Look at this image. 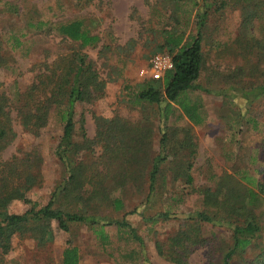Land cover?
<instances>
[{
	"label": "rangeland",
	"instance_id": "374dc122",
	"mask_svg": "<svg viewBox=\"0 0 264 264\" xmlns=\"http://www.w3.org/2000/svg\"><path fill=\"white\" fill-rule=\"evenodd\" d=\"M198 7L190 1L183 4L182 10L185 12L192 8L188 29L195 28L193 19ZM168 11L159 0H0V39L4 41L3 53L7 59V64L0 66V94L7 97V111L13 120V132L5 139L0 151V164L15 160L21 163H17L19 170L10 175L11 184L17 186L26 181V167L22 160L33 159L36 155L41 158L38 171H34L40 174L38 182L26 192L29 201L13 199L7 206L9 213L23 214L34 205L36 209L44 207L67 175L57 155L63 135V123L58 109H51L47 124L39 132L25 128L20 122L18 111L19 95L37 82L44 63L52 62L58 54H67L79 46V42L63 39L58 29L60 24L84 20L91 33L98 35L101 40L97 47L87 46L83 51L97 62L103 77H107L110 72L116 78L107 84L103 98L94 103L76 104L75 140L83 143L85 131L86 136L94 142L99 130V118H111L118 114L135 121L147 114L145 109L135 104L134 94L138 84L150 78L149 75L142 76L141 70L149 65L157 52L158 40L163 36L162 30L174 24L167 17ZM240 16L239 9L230 8L223 21L212 18L209 22L203 49L210 69L220 68L227 72L226 69L242 61L239 55L219 53L226 43L236 37ZM211 34L217 42L223 44L220 43L221 49L217 50L212 42L206 43ZM132 39L136 43L131 48L129 44ZM106 45L111 47L104 48ZM105 62L114 66L113 71L104 66ZM209 74L210 70H204L198 84L202 88H218L222 82L221 77L213 73L215 82L210 83ZM227 93L233 94V91ZM234 94L230 102L228 95L209 93L201 88L189 91L187 95L197 102L200 122L191 120L175 103L168 119H164L160 115V108L165 105V102L162 103L154 112L155 152H160L158 138L161 134L158 128L161 126L163 130L177 131L174 137L177 140L184 138L183 131L189 129L197 144L195 153H190V148H187L180 155H170L164 162L163 176L157 182L158 192L149 202L146 200L148 183L145 180L141 188L132 184L122 192L124 186L117 187L114 196L123 198V210L117 211L112 205L97 200L96 207L89 210L108 220H122L127 213L125 220L136 229L143 244L128 233L118 231L116 225L106 226L109 242L105 243L86 224H73L71 230L66 232L59 228L56 220H52V241L41 245L29 235H16L12 240V250L5 256V263L62 264L63 251L71 241L79 247L80 264H174L169 253L173 251L170 248L171 240L184 227L189 214L204 208L202 190L206 187L215 188L224 173L243 176L246 171L247 175L257 178L263 169L259 149L263 136L253 128V124L257 120L259 126H264V98L256 99L249 105L246 100ZM248 108L250 111L247 116L250 114L254 119L249 122L245 117L241 122V130H238L240 125H235L233 119L235 112L245 114ZM177 140H171L170 144H178ZM94 143H91V151L83 152L98 157L102 147ZM182 155L186 164L178 170L180 174L188 175V164L192 162L191 183L187 182L189 176L175 177L170 170H175L173 162H178ZM170 162L174 165H169ZM5 166H0V176L2 170L8 169ZM18 172L22 176H18ZM107 182L110 186L118 184L112 179ZM161 211H170L175 217L162 219L155 224L147 220ZM203 233L211 242L215 239L214 233L217 241H229L232 234L227 229L213 228L210 224H204ZM209 249V242L193 249L186 258L187 262L206 264Z\"/></svg>",
	"mask_w": 264,
	"mask_h": 264
},
{
	"label": "trees",
	"instance_id": "16d2710c",
	"mask_svg": "<svg viewBox=\"0 0 264 264\" xmlns=\"http://www.w3.org/2000/svg\"><path fill=\"white\" fill-rule=\"evenodd\" d=\"M159 1L164 8L169 9V14L166 15L174 24L169 29L162 30L163 36L158 40L159 47L155 54L172 55L174 67L163 78H149L138 84L134 102L145 109L146 115L135 121L118 114L111 118H99V130L94 140L102 147V153L98 157L83 152L91 151V143H94L86 136L85 131L83 143L75 140V107L77 103H94L103 98L107 84L116 78L110 72L107 77H103L97 62L83 51L87 46L97 47L101 40L98 35L91 33L84 20L60 24L58 29L63 39L79 42V46L67 54H58L52 62L44 63L37 82L19 95L18 111L21 124L39 132L47 124L51 109H58L63 123V135L57 155L65 166L67 175L47 205L39 209L34 205L23 214H14L7 211V206L13 199L27 200L26 192L38 182L40 174L34 171H38L41 158L36 155L33 159L22 160L26 167V181L17 186L11 184L10 175L19 170L17 163H21L15 160L0 164L8 168L2 170L0 176V264H7L4 261L5 256L12 250V240L16 235L34 237L41 245L52 241V220H56L59 228L66 232L71 230L73 224H86L105 243L109 242L106 226L116 225L118 231L128 233L143 244L136 229L125 220L127 213L122 220H108L90 213L89 210L96 207L97 201L112 205L117 211L123 210V198L114 196L117 187L124 186L122 192L126 191V186L132 184L141 188L145 180L148 183L146 200L149 202L158 192L157 182L163 176V165L170 155H180L187 148H190V153H195L197 144L189 129L183 131L184 138L177 140L174 138L177 131L163 130L161 126L158 128L161 134L158 138L160 152H155L156 109L165 102L160 108V115L168 119L175 103L191 120L200 122L197 102L187 95L191 90L201 88L209 93L228 95L230 102L235 93L234 96H240L249 105L256 99L264 98V0ZM187 1L199 6L193 19L194 29H188L192 8L186 12L182 10ZM230 8L240 10V23L236 37L226 43L219 53L239 55L242 61L223 72L220 68H209L203 46L211 19L223 21ZM208 39L206 43L212 42L217 50L221 49L223 44L217 42L212 34ZM135 43L136 40L132 39L129 46L132 48ZM110 47L104 46L107 49ZM3 52L4 41L0 39V66L7 64ZM107 64L105 62L104 66L113 71L114 66ZM204 70L211 71L208 76L210 83L215 82L213 73L221 77L222 82L218 88H202L198 84ZM229 90L233 94L227 93ZM7 103V97L0 94V151L5 139L13 132V120L8 114ZM249 111L248 108L245 114L235 112L233 119L235 125H240L238 130H241V122L245 117L249 122L253 121L254 117H250V114L247 116ZM258 123L256 120L253 128L263 136L259 147L263 163L260 176L254 178L247 175L246 171L243 176H239L236 173L239 171L236 170V174L221 175L215 188L206 187L202 190L204 208L189 214L184 227L171 240L170 248L173 251L169 253L174 264H190L186 260L189 253L206 242H209L210 247L206 264H264V126H259ZM171 140H177L178 144H170ZM173 163L170 162L169 165L175 166V170L170 169L175 177L189 176L187 182L191 183L190 169L193 163L188 164V175L180 174L178 170L186 164L183 155L178 162ZM18 176H22V173L18 172ZM109 179L118 184L110 186L107 182ZM170 217L175 215L170 211H161L147 220L155 224ZM204 224L231 231V239L217 241L214 233L215 239L211 242L204 236ZM62 264H80L78 245L68 242L63 251Z\"/></svg>",
	"mask_w": 264,
	"mask_h": 264
},
{
	"label": "built area",
	"instance_id": "2783aa9c",
	"mask_svg": "<svg viewBox=\"0 0 264 264\" xmlns=\"http://www.w3.org/2000/svg\"><path fill=\"white\" fill-rule=\"evenodd\" d=\"M173 67L174 61L172 55L169 53H157L151 58L149 65L141 70V75H149L150 78L160 79Z\"/></svg>",
	"mask_w": 264,
	"mask_h": 264
}]
</instances>
